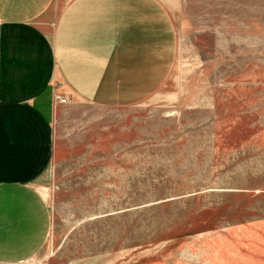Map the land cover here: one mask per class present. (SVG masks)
<instances>
[{
    "label": "rangeland",
    "instance_id": "374dc122",
    "mask_svg": "<svg viewBox=\"0 0 264 264\" xmlns=\"http://www.w3.org/2000/svg\"><path fill=\"white\" fill-rule=\"evenodd\" d=\"M169 8L175 60L154 94L57 97L35 183L52 231L21 264H264V0Z\"/></svg>",
    "mask_w": 264,
    "mask_h": 264
},
{
    "label": "crops",
    "instance_id": "0c3cea01",
    "mask_svg": "<svg viewBox=\"0 0 264 264\" xmlns=\"http://www.w3.org/2000/svg\"><path fill=\"white\" fill-rule=\"evenodd\" d=\"M171 0H0V264L45 247L53 225L36 181L54 159L59 94L146 100L173 68Z\"/></svg>",
    "mask_w": 264,
    "mask_h": 264
},
{
    "label": "built area",
    "instance_id": "2783aa9c",
    "mask_svg": "<svg viewBox=\"0 0 264 264\" xmlns=\"http://www.w3.org/2000/svg\"><path fill=\"white\" fill-rule=\"evenodd\" d=\"M63 101H65V100H63Z\"/></svg>",
    "mask_w": 264,
    "mask_h": 264
}]
</instances>
